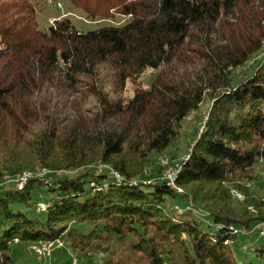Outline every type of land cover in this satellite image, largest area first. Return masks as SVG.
<instances>
[{
	"label": "trees",
	"instance_id": "trees-1",
	"mask_svg": "<svg viewBox=\"0 0 264 264\" xmlns=\"http://www.w3.org/2000/svg\"><path fill=\"white\" fill-rule=\"evenodd\" d=\"M125 1L109 0L125 24L83 33L69 19L42 32L27 0H0V264H14L13 244L57 240L81 264H264V245L255 263L231 249L264 219V198L230 204L264 167V0ZM148 70L149 88L123 98ZM206 98L180 193L158 161L154 183L140 181ZM40 170L46 182L7 183Z\"/></svg>",
	"mask_w": 264,
	"mask_h": 264
},
{
	"label": "rangeland",
	"instance_id": "rangeland-1",
	"mask_svg": "<svg viewBox=\"0 0 264 264\" xmlns=\"http://www.w3.org/2000/svg\"><path fill=\"white\" fill-rule=\"evenodd\" d=\"M135 1L137 0H126L125 4L129 5ZM27 2L34 8L38 28L42 32H48L49 27L54 25L55 21H61L63 19H69L74 28L83 33L93 31L103 26H121L129 19V17H123L119 9L110 8L111 5L109 4V0H27ZM261 57H264V52L256 57V62H258ZM245 69L247 70L248 68ZM250 69L249 67L247 72L244 69L239 70L237 72L240 74L238 79L240 80L244 77V74L250 73ZM154 76L155 72L148 70L142 74L136 82L128 80L122 97L125 99L131 98L136 88L148 89ZM104 83L107 85L105 90L109 91V77L104 78ZM211 106L212 102L206 98L195 113L184 119L179 140L174 142L162 156L159 155L157 158V153H152L150 155V159L153 158L154 161L146 173L140 177V181L154 183L158 169L157 161H160V159H168L170 164L167 167L171 169L174 166L173 164L178 163L182 158H186V156L190 154L193 143L200 134L199 127L202 122L204 123L207 121V115L209 114ZM172 158H176L178 161L173 162ZM263 162L264 161L261 163ZM159 166L163 170H166V167L163 168L160 164ZM262 167L263 165H258L257 168H255L256 175L260 178L259 183L253 184L252 182L249 183L245 181L249 183V187L247 186L246 189L250 191V197L246 198V195L242 191H239L244 196L245 200L239 201L232 198L234 201H231L230 204L236 213H241L249 206H252L254 201H258L262 197L264 198V176L261 174ZM168 168L164 172H167L169 170ZM43 172L44 171L40 170L38 172L27 173V175L32 176L38 174L37 176H40L43 175ZM17 178L9 180L7 183L16 184L15 187L20 189L19 184L21 183L18 181L17 184V181H15ZM30 180L31 179H27L26 182L22 184L21 188ZM39 189L40 193L36 195L35 200L40 204L46 202L48 195L46 188L41 187ZM74 227L82 233H88L92 229L89 224H75ZM254 243L264 245V238L259 237L256 231H254V234H251L250 237L240 234L238 240L232 244L231 249L239 261L243 260L255 263L256 257L251 248ZM10 256L14 264H48V261L39 260L33 254L28 243L13 244L11 246ZM70 258L64 250H55L53 252L51 264H70ZM100 259L101 255H96L93 259V264H100Z\"/></svg>",
	"mask_w": 264,
	"mask_h": 264
},
{
	"label": "built area",
	"instance_id": "built-area-1",
	"mask_svg": "<svg viewBox=\"0 0 264 264\" xmlns=\"http://www.w3.org/2000/svg\"><path fill=\"white\" fill-rule=\"evenodd\" d=\"M201 125L199 127V132H200V129H201ZM183 159L184 158H182L181 160H183ZM181 160L179 161V163L181 162ZM158 162H160V161H158ZM179 163H176L175 164V166H174V168H173L172 171H170V172H163V174H162V180H164L165 184L173 185L172 184V174H174L175 167ZM97 171L100 172L101 169L100 168H97ZM24 179H31V180H34L35 179V180H40V181L46 182L42 176H33L31 178H24ZM21 186H22V184H20V189H18V190H21ZM44 207L45 206H39L37 212L40 213V211L42 209H44ZM199 211L201 213L206 214V217L208 216V214L206 212L201 211V210H199ZM229 230L232 231V232H234V234H239L240 233V231H238L236 228H233V227H230ZM254 231H256L258 235L261 232L264 231V219L261 220V221H259L248 234H253ZM64 248H65V246L63 245V241L57 240L55 242H51V244H35V245H32L30 247V250L33 252V254L39 260L49 261L51 259V256H52L53 251H55L56 249H64ZM66 249H67V251H71L70 248H66ZM77 259H78V257L73 253V260H70V264H77Z\"/></svg>",
	"mask_w": 264,
	"mask_h": 264
},
{
	"label": "bare ground",
	"instance_id": "bare-ground-1",
	"mask_svg": "<svg viewBox=\"0 0 264 264\" xmlns=\"http://www.w3.org/2000/svg\"><path fill=\"white\" fill-rule=\"evenodd\" d=\"M206 122V121H205ZM205 122L204 123H202V127H201V129H200V134L203 132V130H204V128H205ZM200 134H199V136H200ZM198 136V137H199ZM189 157H188V155L186 156V158H184L182 161H185V160H187ZM179 163V162H178ZM182 163V162H181ZM159 164L163 167V168H165L166 167V170H167V166H169V164H170V161L168 160V159H160V162H159ZM176 164V163H175ZM175 164H173L174 166H175ZM174 166L171 168V169H169L167 172H170V171H172L173 170V168H174ZM180 163L175 167V170H174V174H172V184L173 185H168L169 187H170V189H172V190H174L176 193H180V190H179V188L178 187H176V181L174 182V180L176 179V175L178 174V171H179V169H180ZM166 170H164V171H166ZM112 172V171H111ZM112 174L116 177V178H118V180L120 179L121 180V178H120V176L117 174V173H115V172H112ZM38 175V174H37ZM36 175V176H37ZM45 175V173L43 172V175H40V176H44ZM111 175V174H110ZM263 175H264V172H263ZM33 176V175H32ZM32 176H29V175H27V174H25V175H23V176H21V177H19V178H17L15 181H17V184H18V181L21 183V184H23V183H25L26 182V180L27 179H24V178H28V177H32ZM35 176V175H34ZM16 185V184H15ZM20 185V184H19ZM167 186V187H168ZM168 187V188H169ZM233 197L234 198H238L237 200H239V201H243V196L241 195V194H239L238 192H233ZM39 206H45L44 207V209H42L40 212H45V210H46V207H47V205H45V204H42V203H40V204H37V206H36V209H37V211H38V208H39ZM188 207V206H187ZM177 208V207H176ZM178 209V208H177ZM196 211V210H195ZM203 214V213H202ZM201 215V214H200ZM198 216V215H197ZM200 217H202V216H200ZM260 235L262 236V237H264V231L263 232H261L260 233ZM51 242H55V241H49V242H42V243H40V244H51ZM63 245L65 246V248H66V245H65V243L63 242ZM69 247V246H68ZM67 247V248H68ZM69 253H72V251L71 252H69ZM70 260H73V254H71V258H70ZM77 264H81L80 263V260L79 259H77Z\"/></svg>",
	"mask_w": 264,
	"mask_h": 264
}]
</instances>
